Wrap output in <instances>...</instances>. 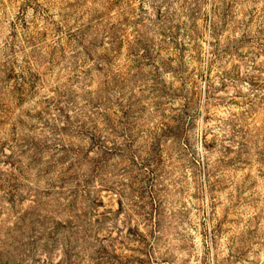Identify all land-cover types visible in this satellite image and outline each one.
Returning a JSON list of instances; mask_svg holds the SVG:
<instances>
[{"label":"rangeland","instance_id":"rangeland-1","mask_svg":"<svg viewBox=\"0 0 264 264\" xmlns=\"http://www.w3.org/2000/svg\"><path fill=\"white\" fill-rule=\"evenodd\" d=\"M0 264H264V0H0Z\"/></svg>","mask_w":264,"mask_h":264}]
</instances>
